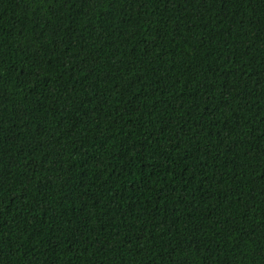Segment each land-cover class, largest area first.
Segmentation results:
<instances>
[{
	"label": "trees",
	"instance_id": "obj_1",
	"mask_svg": "<svg viewBox=\"0 0 264 264\" xmlns=\"http://www.w3.org/2000/svg\"><path fill=\"white\" fill-rule=\"evenodd\" d=\"M0 264H264V0H0Z\"/></svg>",
	"mask_w": 264,
	"mask_h": 264
}]
</instances>
